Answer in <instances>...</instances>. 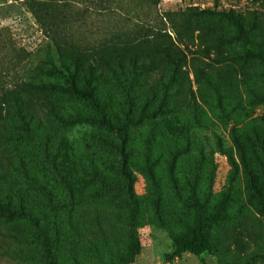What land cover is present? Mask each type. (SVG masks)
I'll list each match as a JSON object with an SVG mask.
<instances>
[{
	"label": "rangeland",
	"instance_id": "374dc122",
	"mask_svg": "<svg viewBox=\"0 0 264 264\" xmlns=\"http://www.w3.org/2000/svg\"><path fill=\"white\" fill-rule=\"evenodd\" d=\"M133 4L135 21L204 18L178 65L81 99L41 24L97 42L115 19L0 0V205L21 214L0 215V264H46L44 242L55 264H264V0Z\"/></svg>",
	"mask_w": 264,
	"mask_h": 264
},
{
	"label": "trees",
	"instance_id": "16d2710c",
	"mask_svg": "<svg viewBox=\"0 0 264 264\" xmlns=\"http://www.w3.org/2000/svg\"><path fill=\"white\" fill-rule=\"evenodd\" d=\"M97 1L107 19L106 27L110 19H115L114 25H117V28H107L108 31L106 30L101 40L97 42L70 36L69 25L73 23V20L56 26L45 22L41 24L43 33L53 42L56 52L68 61L71 69H66V73L70 78L72 90L81 99L92 97L95 82H107L108 87L115 89L117 85H121L120 81L126 82L128 78L126 75L128 76L129 73L139 74L143 67L147 70L155 69L158 60L171 66L178 65L183 58V49L189 42L184 35L193 30V25L199 19L204 18V13L194 17L187 13L178 14V16L174 13H162L159 17H152L150 20L135 21L131 19L133 15L134 18L138 17L133 0ZM138 2L143 3L152 12L159 0H138ZM211 14V12L207 13L206 17ZM165 23L170 25L172 35L160 28ZM65 26L68 28L66 29ZM192 67H194L193 64ZM77 74L84 81L81 91L76 90L73 84V78ZM0 215L16 218L21 214L5 210L0 205ZM198 225L197 229L191 233L194 235L195 232L194 236H198L197 243L204 250L201 237L203 223L200 221ZM44 243L45 263L55 264L50 244ZM181 247L193 253L197 252L187 244L182 243Z\"/></svg>",
	"mask_w": 264,
	"mask_h": 264
}]
</instances>
